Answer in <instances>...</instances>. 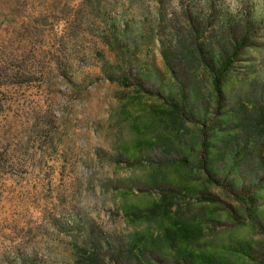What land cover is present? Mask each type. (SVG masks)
<instances>
[{"label": "rangeland", "instance_id": "374dc122", "mask_svg": "<svg viewBox=\"0 0 264 264\" xmlns=\"http://www.w3.org/2000/svg\"><path fill=\"white\" fill-rule=\"evenodd\" d=\"M0 264H264V0H0Z\"/></svg>", "mask_w": 264, "mask_h": 264}, {"label": "trees", "instance_id": "16d2710c", "mask_svg": "<svg viewBox=\"0 0 264 264\" xmlns=\"http://www.w3.org/2000/svg\"><path fill=\"white\" fill-rule=\"evenodd\" d=\"M225 65H223L222 69L220 71L217 72V75L215 77V89L218 93V98H220L222 96L221 93V84H222V77L224 75V72L226 71V66L228 64V62H231V58H227L225 61ZM180 165L185 167V168H189L190 169V164L186 159H181L180 160ZM199 168H202L203 170H205V172L210 176L209 171H208V166L207 163L205 161V159H202V161L199 163ZM209 181H214V178H208ZM254 193L252 192L251 188L249 187H245L239 191H237L235 193V197L236 199L243 203V205L245 206V209L247 210L249 217H255V208H253V204H255V199L253 197ZM200 202H210L211 199L210 198H201L199 200Z\"/></svg>", "mask_w": 264, "mask_h": 264}]
</instances>
